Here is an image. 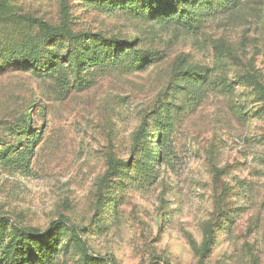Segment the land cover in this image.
Segmentation results:
<instances>
[{
	"label": "rangeland",
	"instance_id": "rangeland-1",
	"mask_svg": "<svg viewBox=\"0 0 264 264\" xmlns=\"http://www.w3.org/2000/svg\"><path fill=\"white\" fill-rule=\"evenodd\" d=\"M0 264H264V0H0Z\"/></svg>",
	"mask_w": 264,
	"mask_h": 264
},
{
	"label": "trees",
	"instance_id": "trees-1",
	"mask_svg": "<svg viewBox=\"0 0 264 264\" xmlns=\"http://www.w3.org/2000/svg\"><path fill=\"white\" fill-rule=\"evenodd\" d=\"M70 231L73 235V238L76 239L78 241V243L80 244L81 246V249L83 250V252H87L86 251V246L81 242L80 238L78 237V234H77V230H75V228L71 227L70 228Z\"/></svg>",
	"mask_w": 264,
	"mask_h": 264
}]
</instances>
